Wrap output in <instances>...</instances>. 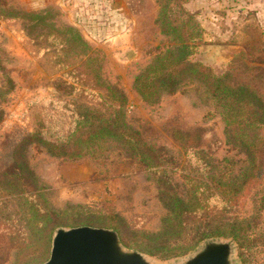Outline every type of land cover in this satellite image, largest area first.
Wrapping results in <instances>:
<instances>
[{"label":"rangeland","instance_id":"rangeland-1","mask_svg":"<svg viewBox=\"0 0 264 264\" xmlns=\"http://www.w3.org/2000/svg\"><path fill=\"white\" fill-rule=\"evenodd\" d=\"M164 1L174 5L173 17L191 15L200 25L192 62L216 75L237 69L235 79L264 92V0H0V264L44 263L59 227L110 224L125 247L161 264L190 256L210 238L231 240L236 264H264V137L256 177L236 202L222 204L208 185L200 190L213 225L238 221L242 247L231 236L199 238L189 229L165 242L170 249L153 237L168 212L167 191L187 197L198 176L234 177L248 160L204 85L186 82L156 102L134 88L140 70L173 44L156 22ZM68 26L95 50L89 69ZM108 84L126 95L127 121L155 168L112 140L99 156L76 160L39 143L38 136L63 139L84 106L108 114L110 102L99 98Z\"/></svg>","mask_w":264,"mask_h":264},{"label":"trees","instance_id":"trees-1","mask_svg":"<svg viewBox=\"0 0 264 264\" xmlns=\"http://www.w3.org/2000/svg\"><path fill=\"white\" fill-rule=\"evenodd\" d=\"M179 8L182 9V6ZM174 10V5L170 1L160 3L156 22L161 31L171 37L173 44L159 51L140 70L135 77L134 88L144 101L156 102L164 92H174L186 82L204 85L221 108L230 140L244 149L248 160L243 171L234 177L213 176L209 182H204L200 181L203 179L198 176L194 182V191L187 197L167 191L164 203L168 212L162 220L161 230L153 234V237L163 239L165 249H170L169 243L165 242H178L189 229L192 233L195 231L199 238L220 234L231 236L242 247L245 236L238 221L225 220L224 223L213 225L214 218H209L211 209L207 207L204 193L200 190L203 189V184L208 185L212 195L218 197L222 204L228 205L236 202L242 189L256 177L259 166L257 156L264 137L261 132L264 129V92L259 86L247 82V79H235V76H239L237 69L216 75L203 63L192 62L189 56L193 53V42L201 37L200 25L191 15L184 20L173 17ZM35 15L40 17L38 13ZM40 18L39 23L44 21V18ZM67 29L80 41L89 69L90 62L95 60L93 56L95 50L78 29L72 26H68ZM87 73L89 74V70ZM99 98L110 102L111 110L108 114L103 110L84 106L83 111L77 113L81 121L76 128H69L68 134L63 139L38 136L39 143L44 145L53 156L76 160L99 156L102 153L103 143L112 140L130 148L149 167L158 166V162L150 161L145 150L147 143L140 136V132L127 121L125 108L128 100L124 92L108 84L104 86V92ZM25 140L27 138H24ZM109 223L113 222L110 220ZM196 224L198 225L195 226ZM191 225L195 228L190 229ZM109 226L120 230L117 224ZM153 250L155 248L151 251Z\"/></svg>","mask_w":264,"mask_h":264},{"label":"water","instance_id":"water-1","mask_svg":"<svg viewBox=\"0 0 264 264\" xmlns=\"http://www.w3.org/2000/svg\"><path fill=\"white\" fill-rule=\"evenodd\" d=\"M234 253L235 245L231 240L210 238L190 256L171 264H236ZM42 264L161 263L125 247L115 229L82 225L57 228L50 257Z\"/></svg>","mask_w":264,"mask_h":264},{"label":"crops","instance_id":"crops-1","mask_svg":"<svg viewBox=\"0 0 264 264\" xmlns=\"http://www.w3.org/2000/svg\"><path fill=\"white\" fill-rule=\"evenodd\" d=\"M230 47H234V46L231 45Z\"/></svg>","mask_w":264,"mask_h":264}]
</instances>
